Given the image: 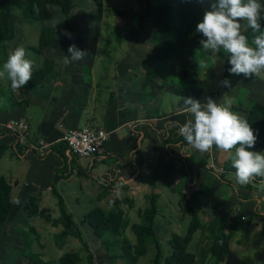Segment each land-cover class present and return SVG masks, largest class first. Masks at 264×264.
<instances>
[{
    "label": "crops",
    "instance_id": "0c3cea01",
    "mask_svg": "<svg viewBox=\"0 0 264 264\" xmlns=\"http://www.w3.org/2000/svg\"><path fill=\"white\" fill-rule=\"evenodd\" d=\"M86 1L73 0L69 16L70 30L75 20L72 15L75 6L79 4L84 8L87 6ZM93 6L97 9V5ZM83 16L80 18L83 22L78 25L80 35L83 33L81 28L85 30L91 24L89 18ZM58 19L60 33L53 27L54 39L43 54L53 64L44 82L29 90L21 88L13 91L6 78L0 79V157H10L11 173L17 167L12 176L9 174V178L2 173L0 177L12 188H21L18 197L22 201V212L28 217L24 200L27 196H34L39 210L46 211L56 222H45V225L64 236L59 247L70 249V243L76 247L72 251L84 252L86 264H89V254L93 257V263L94 260H101V263L109 264V257L116 256L115 264H122V261L128 260L123 259L122 252H117L116 248L120 246L119 250H122L123 240H127L131 246L135 244L134 234L132 239L127 234L131 233V225L141 223L140 213L148 207L151 197H155L157 207L155 234L161 246L167 245L162 250L164 257L170 254L168 242L171 236H183L181 229L186 224L188 230L193 216L191 211L183 212L180 202L184 200L197 212L201 223L190 244L192 248L196 246L198 252L204 253L206 260L215 264L209 251L218 230L216 221L220 220L225 231L230 225L236 224L230 240V255L226 258H229V264H264V177H256L247 185L237 184L234 172L228 170L232 152L218 151L213 146L212 150L201 154L187 145L179 128L174 126V123L182 125L191 119L190 114L183 109L186 98L201 104L212 98L218 103L217 99L223 94L228 98L246 89L249 92L247 102L263 103L264 82L251 76L233 79L228 89L220 94L215 84L217 79L210 67L196 70L187 79H180L178 70L186 57L178 55L162 73L158 70L156 78L143 88L151 49L152 20H141L140 17L131 21L128 17L117 19V24H124L125 27L129 25L132 31L125 38L117 36L114 43L127 41L130 50L120 58L113 59V65L107 66L102 63L110 55L106 54L105 60L98 56L102 50V31L85 34L84 37H73L69 33L70 36L66 37L62 35L65 29L64 15ZM17 30L15 39L18 37ZM147 31L148 38L145 35ZM22 42H26L24 33L20 46ZM11 44L6 53L3 51L6 57ZM73 44L85 52V56L65 65L63 57L70 58L67 50ZM29 46L36 45L28 44L25 47L27 51ZM221 53L214 54L220 56ZM210 55L213 53L210 52ZM36 56L33 54V57H29L33 62L32 72L43 64L40 63L43 61L40 56L39 62ZM121 58L125 61L121 62ZM6 59L0 61V69ZM178 80L194 87V93L175 87ZM230 109L245 119L247 108L237 109V105L232 104ZM10 120L25 121L29 127V142L42 140L50 143L51 151L43 159L26 155L22 148L15 145L13 136L4 127ZM83 127L107 133L103 150L92 158L78 161L69 159L62 151L66 158L63 159L56 150L62 145L64 135ZM257 150L262 153L261 149L253 152ZM56 176L59 180L54 182ZM57 195L62 198L65 212L75 228L62 216L60 219L52 218L50 207H58ZM85 203L93 209H101L105 214L120 210L127 224L120 236L105 233L98 239L90 226L81 222L87 212L80 214L78 220H73L72 215ZM22 212L18 215L22 216ZM16 224H19L17 220ZM36 229L39 240L43 227ZM101 240L112 243V246L105 250ZM81 242L87 250L83 249ZM150 247L152 245L147 246L145 255ZM234 248L237 251L233 255ZM196 260L199 264L204 262L198 257Z\"/></svg>",
    "mask_w": 264,
    "mask_h": 264
},
{
    "label": "trees",
    "instance_id": "16d2710c",
    "mask_svg": "<svg viewBox=\"0 0 264 264\" xmlns=\"http://www.w3.org/2000/svg\"><path fill=\"white\" fill-rule=\"evenodd\" d=\"M94 1L97 2V9L101 12L102 0ZM208 1L176 0L174 4L153 5L151 0H146L145 8L140 15V19L152 20L153 27L150 40L149 64L146 69L143 88L148 86L156 78L158 64L172 61L178 55L186 57V60L179 67L178 77L180 79H187L192 75V70L197 67L195 51L200 46L199 41L203 39L196 31V26L202 21L204 13L208 11L202 2ZM7 5L8 0H0V47L4 53L7 52L9 44L16 37V22L11 19L10 13L6 9ZM50 7L59 8L65 17V31L70 33L69 16L73 8V0H20V17L25 20L23 24H30L31 22L40 23L38 44L37 46H29L28 50L42 57L44 51L54 39L55 33L54 28L48 24L54 20V14L51 12ZM260 25L261 30H264V19L260 20ZM242 34L248 38L249 44L252 45V39L255 35L252 30L247 26ZM42 63V67L32 72L31 79L22 87L24 90L40 86L44 82L45 77L52 70L53 64L46 58ZM230 67L231 65L228 63V56L226 55L223 65L222 81L226 79L231 82L233 79L246 78L243 74H230ZM228 87H225V89L227 90ZM177 92L180 94L183 93L182 91ZM239 108L242 109V105L237 107V109ZM245 119L257 137L255 145L246 150L254 151L261 149L262 154H264V102H250V106L246 110ZM1 147L0 143V149ZM65 148V144L62 142V145L58 146L56 150L60 156L62 155L63 159H66L62 154ZM228 170L235 172L232 166ZM57 180H59L58 176L55 177L54 182ZM12 194V186L3 177H0V224L8 220L13 209ZM57 205L61 216L68 220L75 228L73 221L65 212L62 198L58 195ZM180 205L182 206L183 212L191 211L193 212V216L185 235L180 236L175 234L171 236L168 242L171 252L168 256L164 257L161 245L155 234L154 220L157 215V207L155 197H151L148 201V207L140 213L141 223L130 226L136 242L131 246L127 240H123L121 257L128 260L129 264H136L138 259L145 255L147 246L152 245L155 249L153 264H199L196 260V254L189 252L188 246L195 232L200 229L201 223L197 212L193 210L188 201L182 200ZM24 208L29 218L40 216L46 222L56 224L46 211L39 210L37 199L34 196H27L25 198ZM81 222L88 224L98 239H101L105 233L115 237L120 236L122 230L127 226L120 210H113L105 214L99 208L88 211L82 217ZM216 225L218 226V230L213 238L209 255L213 258L215 264H221L230 255V240L235 231L236 224L230 225L227 231L224 230L220 220L216 221ZM29 230L38 239L34 228L30 227ZM78 237L80 239L79 234ZM81 243L83 249H86V245L83 242ZM101 244L105 250H108L112 246V243L106 240H101ZM22 246L24 248L23 256L26 261L17 264H77L80 261V253L70 251L62 254L56 263L46 262L41 259L38 253L30 249L31 240L26 238ZM88 259L89 264H94L93 257L90 254ZM116 259V256L109 257V264H115ZM204 259L205 255L201 253L200 260L203 261Z\"/></svg>",
    "mask_w": 264,
    "mask_h": 264
},
{
    "label": "clouds",
    "instance_id": "9594fccd",
    "mask_svg": "<svg viewBox=\"0 0 264 264\" xmlns=\"http://www.w3.org/2000/svg\"><path fill=\"white\" fill-rule=\"evenodd\" d=\"M210 10L196 26L203 37L199 41L202 53H220L228 56L230 74L244 77L264 75V30L260 20L264 19V6L259 0H209ZM246 21L248 28L255 34L252 45L241 33V23ZM62 35L70 36L66 31ZM65 65L84 58L85 52L74 44L69 46ZM32 61L26 59L23 47H17L8 53L0 69V79L10 83L13 91H19L32 77ZM201 68H207V62L200 61ZM223 86H230L228 80ZM183 109L190 114L184 124H175L187 145L203 154L212 150L232 152L231 166L237 184L247 185L256 177H264V154L248 151L256 143V135L246 119L231 111L228 107L214 102L211 98L201 104L192 98L184 99ZM234 150V151H233Z\"/></svg>",
    "mask_w": 264,
    "mask_h": 264
},
{
    "label": "rangeland",
    "instance_id": "374dc122",
    "mask_svg": "<svg viewBox=\"0 0 264 264\" xmlns=\"http://www.w3.org/2000/svg\"><path fill=\"white\" fill-rule=\"evenodd\" d=\"M145 1L146 0H102L101 1V4H102L101 12H99L98 9L93 8L94 7L93 5H97V2L93 0L94 2L93 3L91 2V0H87L85 4L87 6H85L84 8H82L83 5H79V4L75 6L73 13H72L73 18H75V20L72 21V29L70 30V33L72 34L73 37H77V36L84 37L85 34H95L99 30L102 31V38H103V40H101L102 50H100L98 56H100L102 60H105L104 58L105 55L109 54L110 57L108 58V60L103 61L102 64L107 65V66L113 65L114 64L113 59L117 57L120 58L121 56H123L125 52H129L130 50V44H128L127 41H121L118 43H114V39L117 38V36H119L120 38H125V35L132 31V30L130 31L128 27L129 25L125 27L124 24H117L118 23L117 19L121 20L122 17H128L130 18L129 21H131V19L133 18L140 17V15L143 13L144 8H145ZM151 2L153 5L172 4L174 0H151ZM259 2L262 4V6H264L263 0H259ZM202 4L206 9H208V11L210 10L209 1L202 2ZM6 9L10 13L11 19L14 22H16V28H18L17 30L18 37L11 42L12 44L9 47L8 52L14 50L17 47H23L25 49V47L28 44L37 46L40 23L31 22L30 24H26V23L23 24L25 20L20 17L21 16L20 15V0H8V5ZM50 10L55 15L56 21L53 20L49 22L48 24L54 27L56 29V32L60 33V29L58 28L57 22L59 20L58 18L61 19L62 14H60V11L57 7H50ZM263 14L264 12H262V15ZM83 15L85 16V18H89V20L91 21V24H89V26L85 30L81 28L83 33L80 35V32H79L80 29L78 28V25L83 22L82 19H80ZM238 22L241 23V33H242L244 28L247 26V23L246 21H238ZM147 23H148V20H147ZM134 24L135 23H132V25ZM23 33H24L26 42L25 43L22 42L23 45L20 46ZM148 33L149 31L145 33L147 38L149 36ZM62 39L63 37L61 36V40ZM1 49L2 48L0 47V61L7 58L3 54V49L2 50ZM25 51L26 53H28L29 57H33V53H31L30 51H27V49H25ZM101 51H104V52L102 53ZM212 53H213L212 56L210 55V52L207 54L202 53L201 46H199L195 51V59L197 61V67L194 70H192V73L199 69H206V68L200 67L201 59L205 60L207 62V67L211 68V73L217 79L215 83L217 86V92L221 94L222 92L223 93L225 92L224 91L225 87L222 84V73H223V65H224L226 54L222 52L220 56H217L214 54V52ZM29 57L27 56L26 59H29ZM44 59L45 57L40 56L41 61ZM36 60L38 61V55L36 56ZM120 60L121 62L125 61L124 58H121ZM171 63H172L171 61H168V62L158 64L157 66H158V70L160 71V73H162V70H165L169 65H171ZM251 77H255L256 80H259L262 83L264 82V75H260V76L253 75ZM174 86L180 89L191 90L192 93H194V91L196 90L194 89V87H190L185 82H179V80L178 82H175ZM205 91L206 90L203 89L204 93H206ZM248 93L249 92L245 89V91H241L240 93L236 94V96H232L228 98H225L223 94V96L217 99V102L218 104L228 107L229 109H230V105L232 104H236L237 107L239 105H242V108H248L250 106V103L247 102ZM211 95L213 94H210V96ZM221 99L223 100L221 101ZM256 153H258V150L256 151ZM9 159L10 157L8 155H4L0 157V173L8 176V178H9V174L12 171L11 161ZM13 169L14 170L11 173V176L16 172L17 167ZM20 189H18L17 187L13 188L12 202H13L14 207L9 215L10 218L8 217V220L5 223L0 224V264L24 263L26 260H25V257L23 256L24 248L22 245L24 244L26 238L28 240H31L30 249L38 253L43 261L56 263L58 261V258L62 254L66 252H70L72 251L71 250L72 248L75 249L76 247H73V245H71L70 243H69L70 249L68 247H59V244L64 241V236L62 234H59V233L57 234L55 232L56 231L55 229H52L51 227L45 225L46 221L43 220V218H40V217L29 218L22 212L23 210L22 201H20L18 197L20 193ZM90 209H93V207H89L87 203L82 204L75 211V215H72L73 220L75 221L78 220L80 214L86 213ZM21 212L23 213L22 216L18 215V214H21ZM50 214L52 218H58V219L61 218L58 207L54 208V206H51ZM16 220L19 223L18 226L16 224ZM41 226L43 227V230H41L42 236H40L38 240L36 239L35 235H33V233L30 232L29 228L33 227L37 233L38 231L36 228L41 229ZM181 230H183L182 235H185L187 231V225L184 224ZM106 235H109V234L107 233ZM127 237L129 239H132V232L127 234ZM166 246H167L166 244H162L161 246L162 250L165 249ZM119 248L120 246L116 248L117 249L116 251L122 252V250H119ZM168 248L170 249L169 246ZM188 251L195 252L198 258H200L201 253H202L201 251L200 252L197 251L196 246L193 245V248H192V244L188 246ZM236 251L237 249L234 248L233 255L236 254ZM154 255H155V249L152 246L148 248L147 254L144 256L142 260L139 261L138 264H153ZM80 257H81V260L77 264H86L84 252L80 253ZM94 264H103V263H101V260H94ZM122 264H128V261H122ZM200 264H212V263L209 262V260H206L205 258L204 262ZM222 264H229V258Z\"/></svg>",
    "mask_w": 264,
    "mask_h": 264
},
{
    "label": "built area",
    "instance_id": "2783aa9c",
    "mask_svg": "<svg viewBox=\"0 0 264 264\" xmlns=\"http://www.w3.org/2000/svg\"><path fill=\"white\" fill-rule=\"evenodd\" d=\"M5 129L13 136L15 145L23 149L26 155H34L43 159L50 151L52 144L45 141L29 142V127L23 120H10L4 124ZM107 140V133L103 130H95L89 127L73 129L63 137L65 155L71 160L92 158L103 150Z\"/></svg>",
    "mask_w": 264,
    "mask_h": 264
}]
</instances>
